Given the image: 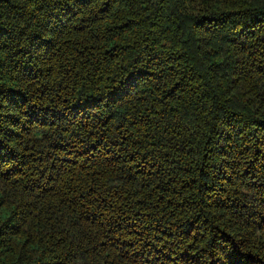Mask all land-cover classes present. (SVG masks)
Wrapping results in <instances>:
<instances>
[{
	"label": "trees",
	"instance_id": "obj_1",
	"mask_svg": "<svg viewBox=\"0 0 264 264\" xmlns=\"http://www.w3.org/2000/svg\"><path fill=\"white\" fill-rule=\"evenodd\" d=\"M0 264H264V0H0Z\"/></svg>",
	"mask_w": 264,
	"mask_h": 264
}]
</instances>
